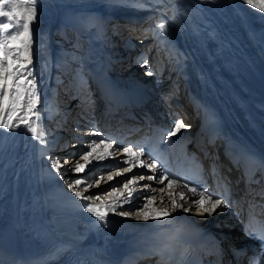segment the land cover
Masks as SVG:
<instances>
[{"label":"bare ground","instance_id":"obj_1","mask_svg":"<svg viewBox=\"0 0 264 264\" xmlns=\"http://www.w3.org/2000/svg\"><path fill=\"white\" fill-rule=\"evenodd\" d=\"M35 8L36 17L31 24L32 62L28 65L30 75L27 72L24 75L33 81L34 91L39 97L36 105L39 118L33 116L32 120L43 130L44 142L33 137L22 124L12 129L0 128V256L11 254L18 259L24 258L25 264H28L26 252H44L47 246L57 251L70 250L75 255H87L103 264H111L122 257L129 244L149 239L147 234L155 232L162 225L181 220L204 224L205 220L197 217L195 206L189 212L176 209L166 218V222L153 219L144 222L136 219L132 222L129 220L130 216H121L119 212H109L106 220L100 221L87 212L86 206L89 203L98 204L101 201L76 197L75 192H83L84 186L78 189L66 186L67 179L63 177L66 171L81 174L80 179L88 174L76 173L72 169L77 161V148L82 144L77 143L75 136L81 130L79 127L75 128L76 135H72L73 128L66 118L79 111L73 121L80 116L82 119H79L78 125L88 126L89 117L83 110L91 106L92 95L89 97L88 94L97 97L98 103L94 102L97 107L100 105L95 91L98 83H109V88L123 90L124 93L143 92L152 97L154 93H148V87L143 82H125L128 74L124 73L123 78L118 68L114 71L116 67L123 66L125 60L140 59L146 52L151 37L154 38L153 41L156 40L155 47L153 45L154 49L152 48L154 56L161 55V48H168L182 58L167 65L163 72L158 71L166 76L161 80L163 87H178L174 91L176 96L173 102L166 101L165 97L153 96L150 98L153 104L151 108L168 114L166 120L171 130L177 121L174 117L175 104L186 96L192 105L186 106L189 110L183 109L185 117L178 116V120L185 122L190 129H181L173 136L166 135L165 145L172 165L180 164L191 149L212 136L217 140L234 136L240 139V149L243 152L264 153V97L257 83L264 82V79L260 77L258 80L251 76L245 59L238 54H230V43L210 17L213 13L221 20L264 74V48L256 38V35L261 37L264 34L260 31L264 29V12L252 8L244 0H35ZM157 9L165 16L167 26L161 31H154L152 36L141 37L143 31L140 22H145ZM3 10L8 11L9 6H5ZM0 20L7 22L6 17H0ZM103 24L111 25V32L107 35ZM253 26L258 28V32L252 31ZM3 36L0 33V42H3ZM119 40L123 43L119 44ZM133 41L141 43L136 52L130 50ZM73 53L81 58L79 66L75 71L72 70L74 75H70L73 88L80 89L81 101L69 108L70 106L56 100L57 90L62 82L60 78L55 79L57 75L54 70L58 66L63 71H69L67 60L68 57H73ZM156 62L158 65L161 61L156 59ZM147 66L150 73L152 68ZM23 86L33 91L26 83ZM189 86L193 91L183 95L184 89ZM41 87H45L44 90L40 91ZM163 87H160L161 91ZM82 94H86V98H82ZM24 103H27V96ZM43 104L47 107H43ZM96 113L100 115L95 109ZM65 115L67 117L63 121ZM125 115L122 112L115 114L117 124L109 130L111 137H117L119 133L121 135L122 129H128L131 122L128 118H123ZM53 119H57V122L61 120L65 133L59 141L71 144L68 148L62 142L54 144L60 132L52 131L55 129L51 128ZM94 120L97 122V118ZM98 125L99 119L95 133L101 132ZM87 133H90V129ZM133 137L134 135L123 141L130 145ZM116 142L120 144L119 139ZM124 145L128 146L126 143L120 144ZM56 161L62 165L59 172L53 167ZM64 161L69 163L65 164ZM136 166L142 173L146 172L147 176L161 175L159 170L153 172L138 163ZM142 175L146 176L144 173ZM153 181L149 184L154 189L165 186ZM166 190L172 192L173 188L165 187L164 191ZM180 191V188H175V192ZM154 193L159 199L163 196L159 191ZM115 197L111 196L110 201L113 202ZM175 198L177 203H181L179 195ZM101 200L104 202L103 198ZM119 203L123 205V199ZM223 205L214 212L216 214L213 213L217 220L225 212ZM192 212L197 219L187 217ZM149 214H153V211ZM226 215L227 218L223 217L222 221L230 220L228 225H234L236 217L229 212ZM204 225L215 228L212 222ZM223 233L229 239H233L235 235L232 227L228 229V233Z\"/></svg>","mask_w":264,"mask_h":264},{"label":"snow or ice","instance_id":"obj_2","mask_svg":"<svg viewBox=\"0 0 264 264\" xmlns=\"http://www.w3.org/2000/svg\"><path fill=\"white\" fill-rule=\"evenodd\" d=\"M244 3L250 5L252 8L259 9L264 12V0H244ZM5 6H9V10H3ZM0 17H6L7 22L0 20V33H3V42H0V128L12 129L19 127L21 124L32 134L33 137L40 139L43 143L44 132L32 120L35 116L39 118V110L36 105L39 103V97L36 95L34 89L35 84L29 80L24 73L30 72L28 65L31 64L30 57V42H31V24L36 17L35 0H0ZM163 29V25H159ZM14 29V30H13ZM31 86L33 91L24 88V84ZM25 96H27V103H24ZM188 127L183 121L177 120L174 128L169 130L168 136L176 135L181 129ZM98 135V133H94ZM103 146V148H101ZM120 149L115 147V143L101 139L99 141H91L87 145L85 151L79 155L72 169L76 173H85L90 171L91 166L98 165L101 161L112 157L114 151ZM122 151L130 157L123 163L129 164V167L122 171H117L116 176H122L125 173L132 172V164L138 163L141 167H146L153 172L160 170L161 175H149L147 179L156 181L165 187L173 188V191L168 193L171 201V211L166 208L153 209V214H149L147 209L156 202V197L145 194V204L141 205L136 210L138 219L148 221L149 219L166 222V218L171 216L176 209H182L184 212L192 210L195 206L196 212L199 215L207 214L211 216L223 204L224 200L214 198L215 193L210 192L206 186L191 187L188 183L181 184L180 180L170 175L162 166L158 164L156 159L150 162H145L141 159L144 152L137 150L133 146L123 147ZM65 164L69 161H64ZM53 167L59 172L62 165L59 161L53 164ZM114 179L112 175H108L107 180ZM145 176L140 175L136 177L126 178L122 183V188L127 192L113 187L111 191H104L94 196H86L83 192L89 191L94 186H98L101 182H106L104 176L97 177L92 183H88L84 179H77L74 185L70 187L84 186L83 192L76 191V197L88 201H101V203H89L86 206V211L92 213L100 221H105L109 211L116 212L119 207V215L129 216L132 213L123 210L122 204L119 203L121 198L124 202L131 200L134 192L137 190L139 181H143ZM166 182V183H165ZM132 186V187H130ZM142 188L149 189L152 192H164V187L154 189L151 185H139ZM175 188H180L179 193L175 192ZM116 196V200L111 203H105L101 197ZM176 195H179L181 203H177ZM191 198V199H190ZM163 200H161V203Z\"/></svg>","mask_w":264,"mask_h":264},{"label":"rangeland","instance_id":"obj_3","mask_svg":"<svg viewBox=\"0 0 264 264\" xmlns=\"http://www.w3.org/2000/svg\"><path fill=\"white\" fill-rule=\"evenodd\" d=\"M157 10H154V12H152V14L147 17L148 19H146L145 22H142V21L140 22V28L143 31V33L140 34L141 37L152 36L154 31L155 32L158 31V30L161 31L167 26V24H166L167 20H166L165 16H163V14L159 10L158 11ZM161 24L163 25V29H161L159 27V25H161ZM103 25H104V30L106 31V35L109 34L111 32V25H108V24L107 25L103 24ZM128 26H130V25H128ZM252 31L254 33L256 31L258 32V28H255L253 26L252 27ZM260 31L264 32V29L260 30ZM55 36L57 37L59 35H55ZM258 36H259V38H258ZM256 38L258 39L257 41H259L258 42L259 45L262 48H264V34L261 37H260V35H256ZM116 39L118 41V38H116ZM153 39L154 38L150 37L151 41L148 42V47L146 49V52H144L141 55L140 59H135V58L132 59V58H130L129 60H125L124 61V65L116 67L114 69V71H116L117 68H118L119 72L121 74H123V78L125 76L124 73L128 74L125 82H129V81H133L134 82L135 80H139V82L140 81L143 82L148 87V88H146V91L147 92L149 91L148 93H154V95H153L154 97H156V98L158 96H159V98H164L165 97L164 99L166 101L170 100V101L173 102V98L176 96V94L174 95L173 98L167 100L168 99V93H167L166 90H164V89H167V88L163 87L164 85L161 83L162 82L161 81L162 77L166 78V76H162L160 73L163 72L162 70H164L167 65H170L171 63L174 64L177 60H181L182 58L178 57L176 54H174V53H176V52H174V50L172 51V50H170L168 48H167L168 50L161 48L162 49V52H160L161 55L154 56L152 54L153 53L152 48L154 49V47H155L154 44L156 43V40L153 41ZM51 40H53V37H52ZM70 41L72 42L73 39L71 38ZM120 43H123V42L121 40H119V44ZM140 44H141L140 41H139V43H138V41H133V47L130 50L132 52L138 51L139 48H140ZM153 45H154V47H153ZM142 47L143 46H141V48ZM157 47H159V46H157ZM120 51H122V50H120ZM159 51H160V49H159ZM63 53H65V52H63ZM73 54H74V55H72L73 57H68V60H67L69 62V65L71 66V67L69 66V71H67V70L63 71V70H61V67L58 68V66H56L55 70H54V73L57 75L55 79H59L60 78L61 79L60 82H62L60 84L58 90H57V95L56 96H58V97L56 98V100L58 99L60 103L63 102V104H65L67 106H70L69 108H72L75 104H77V103H79L81 101V97H80L81 95L79 94V90L80 89L78 87H74L73 88L74 84L73 83H72L73 85L71 84V78H70V75H74L73 71H75L76 67L79 66V62L81 61V58H80V56L77 53H73ZM156 59H158L159 62L161 61L160 63H158V65H157ZM147 65H150L151 68H152L150 73L148 72V69H147L148 66ZM158 71H161V72H158ZM67 72H68V75L66 74ZM160 87H163V91L160 90ZM44 88L45 87H41L40 91L44 90ZM151 89H152V91H151ZM77 90H78V92H77ZM85 95L86 94H82V98H84ZM88 95H89V97L92 95L91 96L92 99H91L90 105L93 104L97 108V105H96L98 103L97 97H94L93 94H88ZM94 101L96 102V104H95ZM185 109L189 110L188 107H185ZM87 120H88V123H89L88 126H87V124L84 125V126H81L82 127V128H80L81 131L80 132L78 131V133H77L78 137L75 136L76 139H77L76 140L77 143H82L77 148L78 152L76 154V158H75L76 160L78 159L79 155L82 154L83 151H85V149H86L87 145L89 144V142H91L93 140L99 141L101 139H104L106 141L114 142L115 143V147L120 149V150L119 151H114L112 157L101 161L98 165L91 166L90 171H86L85 172V173H88V174L85 175V177L83 179L86 180V181H89L91 179L89 183H92L97 177H100V176H104L106 182H101L98 186L92 187L89 191L83 192V194L86 195V196H94V195L100 194V193H102L104 191H111V189L113 187H115L117 189H120L121 191H124L125 195H127V192L122 188V183L121 182H123L126 178H132V177L138 178L143 173L146 176H145V179L143 181H139V185L147 184V185H151L152 186V184H149V183H151V181H149L147 179V173L146 172L142 173V171H140V168H138L136 166V163L131 165V167L133 169L132 172L125 173L122 176H116L115 175V173L117 171H122L124 168L129 167V164L123 163L125 160H129L130 159L128 154H126V153H124L122 151V148L125 147V145L124 146H120V144H123V143L120 142V144H118L117 142L112 141V139L107 140V139L103 138L102 136H100L99 133H98V135H95L94 133H95V128H96L95 127L96 126V120L91 118V116H89V118H87ZM176 120H178V117H176ZM60 122H61V120H60ZM60 122H57V119H53V121L51 123V126H52L51 128L59 127V128H56V129H54L52 131H55V132L59 131L60 134H61V132H63V134H64L65 133L64 132L65 129L62 128V126H61L62 123H60ZM88 127L90 129V133L89 134L87 133V130H89V129H87ZM71 129H70V131H71ZM91 129L93 131H91ZM183 129L186 130V129H190V128L187 127V128H183ZM76 131H77V129H73L72 130V135H76L75 134ZM92 132H93V136H91ZM68 134H70V132H68ZM71 138L74 139L73 136ZM70 145L71 144H67L66 147L68 148ZM126 147H128V146H126ZM101 148H103V146H101ZM70 151H73V149H70ZM69 168H71V167H69ZM63 174H64L63 177H65V179H67L66 186L68 188H70V189H78L79 187L83 186V185H81L79 187H70V185H74V182L77 179L82 178L81 174H74L71 171L70 172L66 171ZM108 175H112L114 177V179L108 181L107 180ZM153 182H156V181H153ZM139 185L136 186L137 190L134 192L131 200L128 201V202H124L123 201V205H122L123 206V210L132 213L131 215H129L130 216L129 217L130 221L138 219L135 213H136V210L138 208H140L141 205H143V204H145L147 202L145 200V194L146 193L148 195H152V196L156 197V202L153 203L149 207V209H147L148 212H152L153 209H159V208H166L168 210L170 209L171 201H170L169 196H168V193H170V191H167V190L164 191L163 192V196L159 199V197H157V194H155L154 192L150 191L149 189L146 190L145 188H142ZM130 187H132V186H130ZM164 189H165V186H164ZM101 198H103L105 203H111V201H110L111 200V196H108V197L102 196ZM115 200H116V197L114 198V201ZM121 200H122V198H121ZM161 200H163L162 203H161ZM164 204L166 205V207H164ZM119 211H120V208H116V212H112V211H109V212L118 213ZM214 214H216V213H214ZM196 215H197L198 218L202 217L203 220H205V222L207 220L212 222L213 226L219 225L218 227H220L221 229H225L226 225H224L223 221H222V218H223L222 215L223 214L222 215L219 214L220 216H219L218 220L216 219L215 215H213V214L211 216H209V215L207 216V215H204V214L203 215L196 214ZM187 217H190L193 220V219H195L196 216H194L193 212H192V213L187 214ZM206 217H208V218H206ZM225 217L227 218V215ZM138 221L139 222H144L143 219H138ZM218 221L220 222L219 224L216 223ZM132 222H134V221H132ZM229 222H230V220H229ZM206 223H208V222H206ZM221 223H222V225H221Z\"/></svg>","mask_w":264,"mask_h":264},{"label":"water","instance_id":"obj_4","mask_svg":"<svg viewBox=\"0 0 264 264\" xmlns=\"http://www.w3.org/2000/svg\"><path fill=\"white\" fill-rule=\"evenodd\" d=\"M212 19L216 23L218 27L223 32L224 38L230 43V53H235L236 52H242V48L240 43L232 36V34L227 30V28L220 22V20L215 17V15L211 14Z\"/></svg>","mask_w":264,"mask_h":264}]
</instances>
